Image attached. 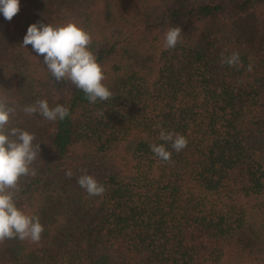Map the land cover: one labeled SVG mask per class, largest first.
Masks as SVG:
<instances>
[{
  "label": "trees",
  "instance_id": "obj_1",
  "mask_svg": "<svg viewBox=\"0 0 264 264\" xmlns=\"http://www.w3.org/2000/svg\"><path fill=\"white\" fill-rule=\"evenodd\" d=\"M67 22L90 33L111 99L90 103L22 46L31 24ZM173 26L182 42L165 50ZM233 51L242 67L221 63ZM0 95L40 143L16 203L44 226L38 243H0V264H264V0H20L0 13ZM37 99L70 114L25 115ZM85 171L102 196L79 186Z\"/></svg>",
  "mask_w": 264,
  "mask_h": 264
},
{
  "label": "clouds",
  "instance_id": "obj_2",
  "mask_svg": "<svg viewBox=\"0 0 264 264\" xmlns=\"http://www.w3.org/2000/svg\"><path fill=\"white\" fill-rule=\"evenodd\" d=\"M20 11V0H0V13L11 21ZM182 28L173 26L164 34L163 48L174 49L182 42ZM90 33L76 22L55 25L52 23H33L23 38L22 46H32L36 56H43V64L57 82H70L81 90L90 103L107 101L113 97L110 88L103 82L105 73L91 50ZM221 63L230 67H242L240 53L233 51L230 55L221 54ZM249 63L246 71L251 72ZM21 111L27 116L39 114L47 121L64 120L70 110L63 104L50 107L47 99H37L25 105ZM17 113L15 103L0 95V243L7 239H19L38 243L44 226L38 216L26 214L17 206L20 192V179L36 176L34 162L40 157V143H34L35 133L11 126V118ZM157 127H160L157 125ZM159 139L170 144L171 149L179 153L187 147L186 137L179 133L161 130ZM150 150L161 161L171 162L172 152L164 143L150 144ZM68 178L73 172L68 169ZM77 183L89 196H102L105 186L94 176L83 172L77 177Z\"/></svg>",
  "mask_w": 264,
  "mask_h": 264
}]
</instances>
